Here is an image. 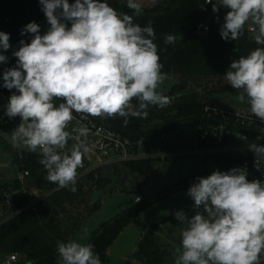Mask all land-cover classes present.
<instances>
[{
	"label": "clouds",
	"instance_id": "9594fccd",
	"mask_svg": "<svg viewBox=\"0 0 264 264\" xmlns=\"http://www.w3.org/2000/svg\"><path fill=\"white\" fill-rule=\"evenodd\" d=\"M39 3L50 27L41 34V25L32 21L21 29L22 36L32 38L19 41L12 51L16 65L3 70L0 87L16 90L5 115L21 118L11 138L16 146L42 156L46 179L76 192L77 170L84 166L87 148L78 144L70 154L59 151L71 138L66 129L74 112L118 116L127 126L130 117L146 119L149 105L165 108L172 100L157 91L167 76L161 71L155 30L151 22L143 27L134 23V16L143 12L139 0H127L133 14L117 11L107 0ZM207 4L213 13L228 9L220 27L225 41H238L247 28L255 43L264 46V0H205ZM179 39L168 34L164 42ZM12 47L10 33L0 31V63H7L5 53ZM225 78L240 102L247 98L250 112L264 122V47L233 60ZM134 99L138 110L132 108ZM57 100L62 102L57 105ZM78 134L86 137L88 129L82 127ZM249 149L256 170L264 173V144L252 143ZM187 195L195 214L174 213L186 225L175 264H264V181L250 180L246 168L217 169L197 177ZM57 253L61 264H102L92 244L75 239L58 241Z\"/></svg>",
	"mask_w": 264,
	"mask_h": 264
},
{
	"label": "trees",
	"instance_id": "16d2710c",
	"mask_svg": "<svg viewBox=\"0 0 264 264\" xmlns=\"http://www.w3.org/2000/svg\"><path fill=\"white\" fill-rule=\"evenodd\" d=\"M107 3L119 12L133 14L127 7V0H107ZM201 6H205V0H159L154 6H142V14L134 16V23L143 27L151 22L155 30L154 43L158 46L160 62L163 65L161 71L166 75L181 78V82L176 83L169 93L164 94L171 98L172 103L165 108L153 106L152 109L147 110L149 115L146 119L130 117L127 126H124V119L118 116L97 117L98 119L136 138L171 132L185 119H193L197 123L203 120L204 101L220 100V97L207 99L206 90L202 92L190 88V85L193 83L195 86H200L205 79L227 81L225 73L233 60L246 56L257 47L264 46L255 43L247 28L238 41H225L220 35V27L228 11L225 8L223 14H215L210 18L209 30L199 34L197 26L205 17V7L201 8ZM32 21L41 25V34H43L48 23L39 0H0V31L10 33V43L13 46L5 53L9 57L7 63H0V85L3 83V70L16 65L17 58L12 56L13 49H18L21 39L26 42L31 41V34L22 36L21 29ZM168 34L182 37V39L177 40L175 44H165L164 38ZM221 87L208 88L209 94L214 96L217 93H223ZM0 91L4 92L8 98L13 94L12 90L3 87H0ZM60 102L62 101L57 100V105ZM132 104L139 105V102L134 99ZM148 126L150 128L147 133L144 127ZM212 155L216 163L215 171L230 170L233 162L238 159L231 153ZM8 156L12 163L22 162L23 169H28L31 173L30 182L38 187L46 188L47 191L30 205L31 197L13 192L9 184H0V220H2L0 222V255L6 259L12 253H18L17 264H59L57 242L68 241L71 234L78 229L84 217L80 209L88 208L87 213L91 212L93 205H90V197L95 189H105L108 182V178L104 175L106 171L99 167L84 172L77 178L75 185L77 191L72 192L71 186L54 189L55 184L46 179L47 170L40 163L41 155L28 154L12 146ZM138 161H129L127 167L140 172L150 165L151 159ZM85 169L86 165L80 172L82 173ZM200 176H208V174ZM200 176L192 175L186 179L185 184L171 188L157 201L171 196L176 191L189 189ZM14 188L17 190L19 185L14 183ZM148 205L150 203L144 200L134 210L124 211L105 222L95 232L91 244L101 262L109 256L108 247L128 224L136 222L144 231L142 222L138 221L137 217ZM136 247L139 249L137 256L146 259L149 264L163 262L161 254L164 253L161 252L160 244L153 234L146 233ZM23 257H25L24 260H22Z\"/></svg>",
	"mask_w": 264,
	"mask_h": 264
},
{
	"label": "rangeland",
	"instance_id": "374dc122",
	"mask_svg": "<svg viewBox=\"0 0 264 264\" xmlns=\"http://www.w3.org/2000/svg\"><path fill=\"white\" fill-rule=\"evenodd\" d=\"M139 2L142 6L150 7L156 5L159 0H139ZM166 76L167 78L163 84L157 89L163 94L169 93L176 83L181 82L179 76ZM219 87L223 88V93H217L214 96L209 94L208 88L216 89ZM190 88L201 90L202 92L206 90L207 99H213L212 97L214 99L220 97L219 101H230L233 98L239 99V93L228 84V81L218 82L205 79L200 86H195L192 83ZM132 108L138 110L139 105L132 104ZM152 108L153 106L149 105L147 110ZM144 128L148 133L150 126ZM198 135V123L193 119H185L173 128L171 132H165L163 135L145 136L147 147L144 151L149 155L158 156L150 158V165L139 172L142 181L141 187L138 189L129 188L109 178L105 193L92 206L91 212L87 213L88 208L80 209V212L84 213V217L78 229L71 234L69 239H75L84 244H91V239L95 232L105 222L110 221L126 210H134L139 206L134 199L135 195L140 193L144 196L146 202L150 203V205L140 211L137 217L144 227L143 236L146 233H151L157 238L161 252L164 253L161 254L163 261L161 264H175V257L178 255L176 249H182V232L186 225L177 221L174 213L178 210H184L189 217L194 215L195 210L192 207L194 201L187 195L188 189L176 191L171 196L159 201L157 199L171 190V188L185 184L186 179L192 175H210L215 171L216 163L213 155L198 153L201 150ZM11 149L12 146L7 143L0 144V184L15 183L19 171L23 169L22 162L12 163L9 160L8 153ZM83 160L86 168H90L99 160H102V156L93 147L89 146L87 151L83 153ZM138 162H143V160ZM121 165L128 166V161L122 162ZM114 167L117 168L118 165H114ZM77 171L79 174L81 168ZM120 171V169L117 170L118 173ZM57 186L58 184H55V188ZM46 191V188L39 187L40 195L35 196V198H39ZM138 250V247H135L130 256L124 260L107 256L102 261V264H149L146 259L137 256ZM3 259L5 257L0 255V261ZM24 259L25 257L22 258V260ZM58 262L61 264L59 257Z\"/></svg>",
	"mask_w": 264,
	"mask_h": 264
},
{
	"label": "built area",
	"instance_id": "2783aa9c",
	"mask_svg": "<svg viewBox=\"0 0 264 264\" xmlns=\"http://www.w3.org/2000/svg\"><path fill=\"white\" fill-rule=\"evenodd\" d=\"M224 11V8L221 7L219 13H213L212 5H205V17L197 26L198 33L204 34L207 32L210 27V18L215 14H223ZM248 32L253 36L250 30ZM8 99V96L0 91V106H4L0 107V128L11 136V131L21 123V118L17 116L10 119L5 115ZM246 102L247 98L244 103L235 98L230 101H204L202 109L204 118L198 122V138L201 146V150L198 153H208L210 155L231 153L236 155L238 159L233 162L232 168H246L250 180L259 179L264 181V173L256 170L254 166L255 154L249 149V145L252 143L264 144V122L250 112V105H246ZM73 115L74 119L68 129H66L71 133V138L66 148L59 150L61 154H68L74 145L79 144L87 149L89 146L93 147L102 156V160L91 166L94 168L87 167L82 173L78 174V177L84 172L99 167L104 168V171L120 174L123 168H128L121 165L122 162L149 158V154L144 151L147 147L144 136L136 138L132 134L107 124L97 117L75 112ZM82 127L88 129L86 137H80L78 134V130ZM1 143L9 144L0 136ZM114 165H118V167L115 168ZM118 169L121 170L119 173L117 172ZM30 177L31 173L28 169H21L15 182L19 185V188L15 190L14 183H9V186L15 193L26 194L31 197L30 205H32L38 199L35 196L40 195V192L39 187L30 182ZM139 181L142 183L140 174ZM58 188L60 187L57 186L54 189ZM8 196L6 193V197ZM144 200L145 198L142 194L137 193L135 195V203L140 204ZM18 260V253H12L2 260L0 264H17Z\"/></svg>",
	"mask_w": 264,
	"mask_h": 264
},
{
	"label": "water",
	"instance_id": "95a60500",
	"mask_svg": "<svg viewBox=\"0 0 264 264\" xmlns=\"http://www.w3.org/2000/svg\"><path fill=\"white\" fill-rule=\"evenodd\" d=\"M68 25L70 27L71 22H68ZM49 27L50 25L48 24L44 30V33L48 30ZM15 91H16L15 89L12 90V92ZM0 107H4V106H0ZM0 136H2L6 142H8L11 146L15 148H18L28 153L40 155L38 152H33L24 146H16L11 136H9L1 128H0ZM83 148L84 146H82V150ZM68 154H70V152ZM104 175L106 178L115 179L116 183L122 184L129 188L141 187V182L139 181V173L130 168H123L120 174H117L112 171H106ZM105 191L106 189H102V188L95 189L90 197V205L92 206L96 202H98V200L105 193ZM142 236H143V230L138 226L136 222H131L119 233V235L114 240V242L108 247L107 254L117 259H121V260L127 259L130 256V254L134 251L135 247L137 246Z\"/></svg>",
	"mask_w": 264,
	"mask_h": 264
},
{
	"label": "crops",
	"instance_id": "0c3cea01",
	"mask_svg": "<svg viewBox=\"0 0 264 264\" xmlns=\"http://www.w3.org/2000/svg\"><path fill=\"white\" fill-rule=\"evenodd\" d=\"M158 155H153V154H150L149 155V158H153V157H157ZM137 204V203H136Z\"/></svg>",
	"mask_w": 264,
	"mask_h": 264
},
{
	"label": "flooded vegetation",
	"instance_id": "af4514ba",
	"mask_svg": "<svg viewBox=\"0 0 264 264\" xmlns=\"http://www.w3.org/2000/svg\"><path fill=\"white\" fill-rule=\"evenodd\" d=\"M112 180H114V181H115V179H112Z\"/></svg>",
	"mask_w": 264,
	"mask_h": 264
}]
</instances>
